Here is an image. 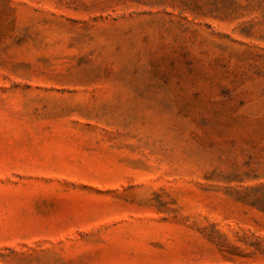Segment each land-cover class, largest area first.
Masks as SVG:
<instances>
[{"label": "rangeland", "instance_id": "rangeland-1", "mask_svg": "<svg viewBox=\"0 0 264 264\" xmlns=\"http://www.w3.org/2000/svg\"><path fill=\"white\" fill-rule=\"evenodd\" d=\"M0 264H264V0H0Z\"/></svg>", "mask_w": 264, "mask_h": 264}]
</instances>
